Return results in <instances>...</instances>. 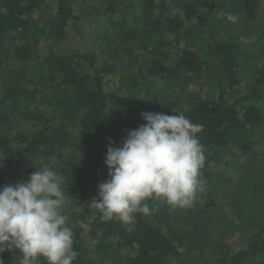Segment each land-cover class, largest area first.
Returning a JSON list of instances; mask_svg holds the SVG:
<instances>
[{"label": "trees", "instance_id": "trees-1", "mask_svg": "<svg viewBox=\"0 0 264 264\" xmlns=\"http://www.w3.org/2000/svg\"><path fill=\"white\" fill-rule=\"evenodd\" d=\"M47 1L0 0V47L11 50L18 65L11 71L13 83L0 91V189L29 179L20 170L8 168L6 160L63 158L65 148L75 143L74 126L79 123L77 145L83 148V156L46 164L64 177L63 187L89 186L90 201L99 198L98 185L109 179L105 158L110 140L115 142L114 146H122L125 137L122 128L130 131L146 123L140 115L145 111L183 113L191 122L203 126L199 133L206 156L202 174L208 173L229 144L244 154L254 149L256 134L264 126L260 105L264 101V66L256 72L252 84L241 89L243 50L238 42L212 38L211 62L188 47L181 48L171 64H167L165 57L160 60L155 56L151 65L139 73L136 109L113 118L112 108L119 99H114L115 94L106 89L105 82L116 69V60H101L96 54L77 49L42 53L39 45L42 39H50L56 48L68 40L70 26L79 19L71 0H56L55 14L39 23L38 13ZM224 1L143 0L149 23L143 44L151 48L153 55L160 54V49L173 47L184 33L209 26ZM229 1L250 22L259 18L264 7V0ZM126 6L123 0H111L110 12ZM28 74L34 77H27ZM201 81L207 84L205 93L181 86ZM173 82L180 88L169 90ZM110 119H114L112 123ZM14 120L40 124L31 133L11 137L6 132ZM157 201H148L150 214L137 213L130 225L116 218L105 221L96 208L88 207L86 221L72 228L74 249L78 252L73 264H94L88 241L96 242L103 253L115 256L122 264H193L183 259L185 235L170 229L165 210L154 211ZM263 255L264 214L244 249L224 252L218 260L205 264H250ZM21 258L18 250L0 253L3 264H20ZM38 264L47 261L41 257Z\"/></svg>", "mask_w": 264, "mask_h": 264}, {"label": "rangeland", "instance_id": "rangeland-1", "mask_svg": "<svg viewBox=\"0 0 264 264\" xmlns=\"http://www.w3.org/2000/svg\"><path fill=\"white\" fill-rule=\"evenodd\" d=\"M123 1L127 6L112 13L111 0H71L79 19L70 26L68 40L56 48L53 41L47 38L42 39L39 44L44 54L56 49L66 52L77 49L96 54L101 60H116V69L106 77L105 82L106 89L115 94L114 99H119L112 108L113 118H118L121 113H133L136 109L140 95L139 73L151 65L155 56L160 60L165 57L167 64H171L175 62L181 48L188 47L211 62L214 60L209 45L212 38L238 42L243 50L239 71L241 89L252 84L256 72L264 66V7L259 18L250 22L235 4L225 0L216 9L209 26L184 33L176 45L160 49V54L153 55L151 48L143 44L146 41V30L149 28L143 0ZM56 9L57 1L48 0L38 13L37 21L43 23L49 20ZM229 14L237 17V20L229 21ZM17 68L11 50L0 47V91L8 89L9 84L13 83L14 74H11V71ZM29 76L34 77L32 74L27 75ZM15 82L17 83L14 79ZM205 83L192 82L181 86H184L185 90L205 93L208 91ZM168 87L172 90L180 88V85L173 82ZM260 105L264 113V101ZM113 120L110 119V123ZM38 124L40 123L34 121L14 120L6 133L11 137L31 133ZM78 126L79 123L74 126L75 143L65 148L63 158L8 159L5 165L10 169L20 170L30 179L32 170L39 167L36 161L58 163L80 159L84 150L77 145ZM122 132L126 137L129 128L123 127ZM256 141L254 149L247 154L241 153L232 144L223 150L208 173L202 174V179L206 182L205 190L198 194L192 207L174 209L164 200L154 203V211H166L170 229L185 235L186 248L183 249V259L186 262H213L224 252L237 251L247 246L256 224L264 214V126L256 134ZM64 188L69 192H66L71 201L67 214L74 228L81 221H86L87 208L93 210L95 205L90 201L89 186L68 185ZM89 216L86 215L87 218ZM85 235L89 239L88 232ZM88 248L94 264H122L115 256L103 253L102 249L96 247V242L88 241ZM250 264H264V255L254 258Z\"/></svg>", "mask_w": 264, "mask_h": 264}, {"label": "clouds", "instance_id": "clouds-1", "mask_svg": "<svg viewBox=\"0 0 264 264\" xmlns=\"http://www.w3.org/2000/svg\"><path fill=\"white\" fill-rule=\"evenodd\" d=\"M227 18L237 20L232 14ZM140 115L146 123L130 130L122 146L109 142V179L98 185L99 198L92 199L105 221L116 218L130 225L137 213L150 214V200L190 208L205 190L206 156L199 136L203 126L183 113ZM36 162L38 170L30 179L0 189V253L18 250L20 264H38L41 257L47 264H73L78 252L67 214L71 201L65 179L49 164Z\"/></svg>", "mask_w": 264, "mask_h": 264}]
</instances>
